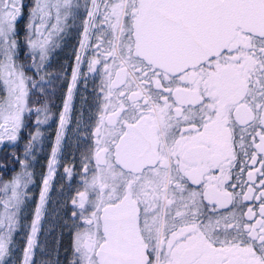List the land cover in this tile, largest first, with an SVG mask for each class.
Masks as SVG:
<instances>
[{
	"label": "snow or ice",
	"instance_id": "6c2138e0",
	"mask_svg": "<svg viewBox=\"0 0 264 264\" xmlns=\"http://www.w3.org/2000/svg\"><path fill=\"white\" fill-rule=\"evenodd\" d=\"M89 3L80 51L91 31L88 71H102V98L84 122L90 144L68 264H264V0ZM79 7L35 0L27 28L36 39L26 41L39 52L37 73L52 35L41 29L62 31ZM22 9V0H0V141L17 140L31 111L17 63ZM80 64L77 55L61 131ZM60 141L58 132L53 161ZM52 174L49 163L41 207ZM27 182L17 177L0 201V264H10ZM40 218L38 207L23 264H32Z\"/></svg>",
	"mask_w": 264,
	"mask_h": 264
},
{
	"label": "flooded vegetation",
	"instance_id": "af4514ba",
	"mask_svg": "<svg viewBox=\"0 0 264 264\" xmlns=\"http://www.w3.org/2000/svg\"><path fill=\"white\" fill-rule=\"evenodd\" d=\"M35 0H22L23 9L22 16L18 19L17 27H18V43L19 47V58L17 63L23 65L24 72L26 77H28V73H36V57L39 55V52H33V50L29 47L26 36H32L33 39H36L31 29L27 28V24L29 22L30 17V8L34 6ZM75 3H78L80 7L74 10V15H69L67 20H62L60 27L63 29L64 33H67L70 37H72V44L75 47V55L83 56V64H84V79L82 80L83 91L82 94L84 100L78 104L76 107V118H81L82 122L79 126L80 133L84 136V140L77 146V150L74 153V157L70 158L69 162V170L66 181L64 184V191L60 195V199L62 201L63 209L61 211L62 215L60 218V225L56 229L55 238L51 240V246L48 250V260L54 262L57 258L60 261V264H68L69 259L72 255V242L74 235V228L76 223H78L76 217L72 216L73 211L79 212V209L72 203L73 199H78L77 192L83 191V180L86 176V173L83 171V159L82 154L86 152L90 141L86 139V131H85V121L91 113H94L96 110V105L100 103L96 97L102 98L101 89V80L103 79L102 71H100L99 66H97V71L89 72L88 71V63L92 58V54L94 51V35L90 31L89 40L86 43V48L83 54L79 53L77 50L80 49V43L84 39L83 37V27L84 20H86V9L85 5L88 4L90 7L89 0H74ZM55 24V18L49 21V25ZM41 31H45V35L47 32L51 31L52 35L50 37V43L47 48L48 51L53 50L56 45L55 42L60 38V31H53L51 27L48 29H41ZM29 63V64H28ZM29 78V77H28ZM40 78V77H39ZM29 89L28 95V104L31 98V94L33 91L38 90V85L40 84V80L32 81L30 78L26 80ZM35 83L37 88L32 87V84ZM5 96V92L3 90L2 82H0V100H2ZM31 115V111H26L24 114V126L21 127L17 134V140L10 141L7 139V134L5 133V138L0 141V201H7L11 196L12 182L19 177L22 181L27 180L28 173V158L33 154L35 147H47L49 142V136L46 135L42 129L40 130V124L38 125V131L35 128V133L31 136L30 132L33 128L32 123L27 120V117ZM2 131V130H0ZM35 137V139H32ZM27 151V156L25 152ZM42 170V168H41ZM59 170V169H58ZM47 174V173H46ZM46 176V175H45ZM44 183V181H43ZM55 183V182H54ZM27 185V183H26ZM26 185L22 186L18 189L19 192L25 194ZM54 185V184H53ZM5 186H7V190H5ZM53 189V187H52ZM52 192V190H51ZM51 196V194H50ZM23 197V195H22ZM31 198V197H30ZM50 199V198H49ZM40 201V200H39ZM30 202L29 210L34 202V195L31 199L28 200ZM49 204V201H48ZM39 205V204H38ZM48 207V205H47ZM38 208V207H37ZM28 210V211H29ZM3 212V206L0 204V212ZM27 211V213H28ZM47 211V209H46ZM36 214V212H35ZM27 215V214H26ZM46 215V213H45ZM35 219V216H34ZM45 219V218H44ZM28 216L25 219L27 222ZM44 222V221H43ZM43 226V224H42Z\"/></svg>",
	"mask_w": 264,
	"mask_h": 264
},
{
	"label": "rangeland",
	"instance_id": "374dc122",
	"mask_svg": "<svg viewBox=\"0 0 264 264\" xmlns=\"http://www.w3.org/2000/svg\"><path fill=\"white\" fill-rule=\"evenodd\" d=\"M56 47L53 50L48 51V59L45 60L43 66H41L39 71L40 84L38 85V91L43 93L46 98V116L47 125L55 126L57 122L58 111L61 106V101L64 98L65 92L67 90V85L70 79V75L76 65L75 47L72 44V37H70L64 31H60V38L55 42ZM79 53L83 54L80 49L77 50ZM40 64L39 55L36 57V65ZM81 77L79 82L84 79V64L83 56H81ZM41 76L43 79H41ZM79 85V84H78ZM43 91H40V88ZM78 89V87H77ZM78 98L75 101V109L72 114V119L67 131V135L62 147V160L59 163V171L57 180L54 185V191L52 193L49 207L47 209V214L43 227L42 239L38 247V254L36 257V264H47L48 260V250L51 246V240L55 238L56 229L60 225L61 211L63 209L62 201L60 199L61 193L64 191V184L69 169L70 158L74 157L77 146L84 140V136L79 131V126L82 122L81 118H76V105L80 104L84 97L82 94L83 85H80ZM77 94V92H76ZM79 122V125H78ZM58 134V132H57ZM57 138V137H56ZM48 147H35L33 154L28 158V173H27V185L25 194L23 193L24 203L21 205L20 212L18 214L19 224L13 233L12 242L9 244V254L5 258L6 261H10V264H15L16 254L19 250V244L23 236L26 234L28 229V224L25 222L27 217L26 214L29 213L30 202L29 199L38 191V187L41 180V168L45 163L47 158ZM30 174V176H29ZM31 197V198H30ZM28 211V213H27ZM2 213V211L0 212ZM24 239V238H23Z\"/></svg>",
	"mask_w": 264,
	"mask_h": 264
},
{
	"label": "bare ground",
	"instance_id": "6f19581e",
	"mask_svg": "<svg viewBox=\"0 0 264 264\" xmlns=\"http://www.w3.org/2000/svg\"><path fill=\"white\" fill-rule=\"evenodd\" d=\"M80 77H81V68H80V76H79V78L77 80V83H76L75 87L73 88V96H72V100L70 101L69 119L66 122L65 127H64V129L62 131L60 129V121H59L58 132L61 134V141H60V146H59L58 150L56 151V159H55V161H53L52 155H51V158H50V163H52V168H53V174H52L51 179H49V187H48L47 192L45 193V202H44L43 206L41 207V204H40V201H39V203H38L39 205L37 206V207L41 208V218H40V220L38 222V225H37V227H38V232H37V235H36L37 244H36L35 249L33 250V255L31 257L32 264H33V261H34L35 250H36L37 245H38V238H39V235L41 233L42 224H43V221H44V218H45V213H46L48 201H49V198L51 197L50 196L51 190H52L53 184H54V182L56 180V177H57V173H58V169H59V163H60L61 154H62V147H63L64 141H65V138H66V135H67V131H68V128H69V125H70V121H71V118H72L73 108H74V104H75V100H76V92H77V87H78V84H79ZM68 87L69 88L72 87L71 77H70V81H69ZM66 101H67V97L65 99V102ZM64 104H63V107H62V110H61V114H63V112H64ZM56 147H57V145H56V141H55V145L53 146V150L56 149ZM52 153H53V151H52ZM48 172H49V169L47 171V174H46L44 180L49 178L48 177ZM42 192H44V183H43Z\"/></svg>",
	"mask_w": 264,
	"mask_h": 264
},
{
	"label": "trees",
	"instance_id": "16d2710c",
	"mask_svg": "<svg viewBox=\"0 0 264 264\" xmlns=\"http://www.w3.org/2000/svg\"><path fill=\"white\" fill-rule=\"evenodd\" d=\"M28 77L33 82L36 81L37 78H38V76L34 72L33 73H28ZM45 100H46L45 99V96L42 93H39L36 90L33 91V93L31 94V98H30V101H29V107L31 108V115L27 117V120L30 121L32 123V126H33L32 130L30 132V135L31 136L35 133L34 129L36 128L37 131H38V128L40 126V125L38 126L37 123H36L37 119H39V120L45 119V116H44V114H46V109H45V102L46 101ZM37 108H40L41 109V111H40L39 114H37V111H36ZM50 126H51L50 124L49 125H46L42 129L43 130H47V129L50 128ZM55 133H56V128L53 127L51 129V131H50V134H49L50 143H52L54 141ZM47 152L48 153L50 152V148L47 149ZM44 172H45V166L42 169V174ZM31 208H33V206ZM30 217H31V214L29 215L28 222L30 221ZM23 248H24V242L22 241L20 243V250L17 253V257H16L15 264H20L21 263Z\"/></svg>",
	"mask_w": 264,
	"mask_h": 264
}]
</instances>
